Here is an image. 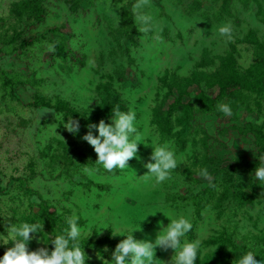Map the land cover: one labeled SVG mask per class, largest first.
Returning a JSON list of instances; mask_svg holds the SVG:
<instances>
[{
	"label": "rangeland",
	"instance_id": "obj_1",
	"mask_svg": "<svg viewBox=\"0 0 264 264\" xmlns=\"http://www.w3.org/2000/svg\"><path fill=\"white\" fill-rule=\"evenodd\" d=\"M32 1L0 0V240L9 238L12 223L41 220V239L28 247L50 249L61 233L55 212L94 225L82 237L94 240L111 236L112 222L121 216L139 226L147 211L159 208L190 219L186 239L200 240L202 254L216 248L204 241L224 232L241 255L251 251L264 258V184L252 179L264 157L257 153L264 93L230 89V116L199 106L186 112L177 102L193 101L200 91L217 95L219 86L207 76L227 75L228 63L242 78L258 75L264 0H148L144 11L153 25L147 32L133 19L134 0H41L43 13L30 12ZM223 23L232 26L231 40L216 31ZM228 53L232 60L222 62ZM194 72L199 74L188 85ZM59 100L85 117L99 104L121 102L136 113L146 143L171 142L183 162L170 179L145 181L139 176L152 148L138 144L140 159L131 158L128 169L101 167L88 175L85 168L98 166L96 153L80 138L87 123L43 103ZM69 117L79 121L76 135L64 127ZM202 168L207 178L197 174ZM161 211L147 214L134 238L153 240L157 221L169 222ZM12 244L0 241V255ZM113 249L83 248L86 264H103ZM155 255L170 264L174 252L157 247Z\"/></svg>",
	"mask_w": 264,
	"mask_h": 264
},
{
	"label": "clouds",
	"instance_id": "obj_2",
	"mask_svg": "<svg viewBox=\"0 0 264 264\" xmlns=\"http://www.w3.org/2000/svg\"><path fill=\"white\" fill-rule=\"evenodd\" d=\"M147 4L148 0H134L132 4L133 19L139 25V30L144 32L149 31L153 25L152 16L144 11ZM216 31L228 40L232 39L230 23L219 25ZM216 110L227 116L232 114L229 103H218ZM63 123L69 133L73 135L79 133L80 124L77 119L69 117ZM87 129L80 138L87 142L96 153L94 164L98 166L85 168L84 172L88 175L94 174L101 167L108 172L128 169V161L131 158L140 159L138 144L151 145L152 148L149 160L143 164L146 172L139 176L145 181L152 180L154 184H159L170 179L171 172L177 169L180 162H183L176 156L171 142H145L144 134L138 130L136 113L132 109L121 110L119 105L113 106L109 122L101 118L97 123H88ZM197 174L204 178L209 176L208 170L203 168L199 169ZM252 179L260 185L264 184V157L259 158V163L252 173ZM156 210L161 211L159 208ZM156 210L147 211L140 222L147 214H154ZM161 212L169 218V222L165 226L157 221L159 230L153 240L134 238L133 231L140 229V222L139 226H131L127 218L123 216L113 220L112 226L115 230L111 231V236L122 235L123 238L116 243L110 253L111 259L104 260L103 264H165L155 255L157 247L162 250H173L174 255L171 257L170 264H196L201 251V241L186 239L192 229L190 219L186 215L173 217L171 214ZM78 219L76 216L64 218L67 227L63 228L60 234L54 235L50 249L43 246L30 250L28 247L33 238L41 239L37 236L38 233L43 232L41 220L12 223L7 229L9 238L0 241L3 243L12 241L13 244L0 255V264H86V254L79 241L86 231L87 237L94 232L92 231L94 225L89 224L85 227L78 223ZM102 228L108 227L100 226L99 231ZM105 251H107L106 248ZM256 255L258 254L251 251L246 252L236 259V264H264V258L257 260L254 258Z\"/></svg>",
	"mask_w": 264,
	"mask_h": 264
},
{
	"label": "trees",
	"instance_id": "obj_3",
	"mask_svg": "<svg viewBox=\"0 0 264 264\" xmlns=\"http://www.w3.org/2000/svg\"><path fill=\"white\" fill-rule=\"evenodd\" d=\"M32 2L34 4L32 5L31 8H29L30 12H33L34 9L35 11H38V12L42 11V13L43 11H45V6L42 4L41 0H33ZM42 13H40V15H42ZM216 17H219V16H216ZM34 18H36V16H34ZM40 21H42V18ZM131 29L134 30L135 26L133 25ZM54 31H56L57 33L58 28H56ZM129 38L130 39L133 38L132 32L129 34ZM56 46L62 55L66 54L67 50L63 46H60L59 44H57ZM260 56L262 57V60L260 61L261 69L259 70L258 75L255 78L253 79L242 78L235 64L228 63L227 64L228 66L225 69L227 72V75L222 76V74H216V76L214 77L207 76V79L212 81L211 82L212 86L213 85L219 86V92L217 95L212 96V95L205 93L204 91H200L195 95L193 101L190 100L186 103H182V101L178 98L177 102L180 103V105L182 104V107L185 108L186 112H188L191 108H194L196 106H199L201 108H207L210 111L218 112L216 110V105L218 103H227L231 95L229 91L230 89L232 90V89L243 88V89H247L252 92L263 94L264 93V52L260 54ZM228 58H231L232 60L233 57L231 53L221 56L222 62L224 63H225V60H228ZM198 74L199 72H194L192 77L186 78V80L189 82L188 85H190V83L195 82V79H196L195 77ZM181 92L182 91H180V93ZM43 103L47 106L53 107L56 111L64 112L66 115H70L75 118L80 117L87 124L90 122L97 123L101 118L103 119L109 118L111 116V108L113 106L119 105L121 110L128 109L121 102H112L111 104H107V103L99 104L93 110L90 111L91 114L89 116L85 117V116H78L77 110L69 106L67 102L63 100H59L55 104H52L48 101H43ZM262 135L263 136L260 137V139H262L263 142L257 152L259 157L264 155V134ZM96 185L103 188L102 184H96ZM55 213L56 214L54 215L55 217L54 221L58 224V229L62 231L63 228L67 227V225L64 223L65 217L60 214H57V212ZM120 239L122 238L118 236L111 237L110 235H106V236L98 237L94 240L92 239V237L81 238L79 242L82 245V249L92 244L107 245V246L115 247L116 243ZM204 244L206 246L215 245L216 248L214 251L206 252L204 254H202V250H201L200 253L198 254L196 264H233L232 257L234 255L238 256L237 258L241 256V252L237 248L233 238L229 235H226V233L224 232L217 233V234L210 236L204 241Z\"/></svg>",
	"mask_w": 264,
	"mask_h": 264
}]
</instances>
